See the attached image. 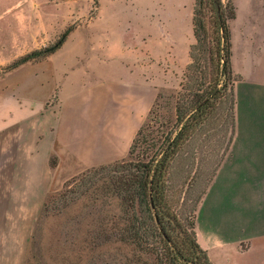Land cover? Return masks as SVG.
Returning <instances> with one entry per match:
<instances>
[{
  "label": "rangeland",
  "instance_id": "374dc122",
  "mask_svg": "<svg viewBox=\"0 0 264 264\" xmlns=\"http://www.w3.org/2000/svg\"><path fill=\"white\" fill-rule=\"evenodd\" d=\"M7 2L8 20L12 21L14 34L11 44L8 27V50L3 52L5 56L1 60L3 63H0V108L8 107V91L15 93L20 88L18 82L9 81L4 75L11 72L15 75L24 73H14L20 64L14 67L11 64L34 49L53 44L67 31L64 41L51 56L57 72L54 79L55 89L46 107L57 103L58 93L78 96V103L82 106L78 117H83L86 124L83 128L78 127V138L80 134L87 137L86 141L94 154L102 149L108 150L110 154L108 157L99 158L101 161L78 163L67 172L60 173L54 185L44 193L40 208L29 214L26 245L24 236H16L14 246L21 255L20 264L112 263L107 257V249L103 246L94 253L80 252L93 239V234H87V231L103 221L102 217L96 218L97 214L87 213L100 207V199L94 198L101 193L93 190V193L70 200L64 208L60 205V209L58 207L57 210L52 209L45 213L43 205L51 195L60 192L64 182L75 174L93 166L125 158L137 127L145 119L158 93L162 95L157 101L158 120L163 118L169 124L168 129H175L174 102L183 104L189 97L188 92L201 88V82L210 72L208 56H214V3L212 0H3L0 8ZM220 2L219 12L221 7L227 13L228 0ZM232 2L235 16L228 20L231 64L233 68L243 66L242 72L236 68L242 76L243 83L240 88H244L245 95L250 96L248 106L253 111V118L262 120L264 115H258L259 104H255L251 96L253 91L264 89V17L261 18L262 14L264 16V0ZM194 12L195 19L197 18L202 27L205 42L195 48V61L190 65L192 58L189 50L195 38L193 20L191 24L189 14ZM173 21L178 23L176 29L171 26ZM251 29H259L263 36L259 46L251 47L247 38ZM188 38L190 43L188 55L185 56L181 52L185 50L184 43ZM242 44L250 47L247 54L242 55ZM51 53L26 63L34 64ZM246 56H249L250 62H246ZM34 66L35 64L33 68ZM26 73L31 72L28 70ZM235 77L239 78L237 75ZM223 79L222 77V81ZM146 80H151V85L155 87L153 97L146 100L143 97H132L130 93L123 96V81L135 83L129 87L141 91ZM43 85L42 90L48 93L49 86L46 83ZM225 96L224 91L213 101L214 106L208 108L211 110L210 114H204L206 118L203 124L195 126L189 140L179 145L172 163L171 202L180 219H186L182 226L175 225L171 229V234L177 241L184 240L185 234H189L187 221L191 208L198 195L206 189L214 169L228 150L231 129L230 101ZM51 162H54L53 166ZM58 163L59 159L52 154L49 158L50 166L53 168ZM62 165L66 163L63 162ZM191 167L194 171L196 169L193 178H189L193 185L187 194L183 192L180 195L185 197L181 204L182 198L179 201L174 190L180 187L186 171ZM186 188L187 183L183 190ZM71 196H76V192L71 193ZM249 215L257 218L254 210ZM19 229L20 227L17 228ZM259 229L258 233L250 231L255 235L252 249L256 253L264 254V227L263 230ZM116 245L118 251L114 264L128 262L131 256L127 255V248L120 243ZM124 255L128 256L127 260ZM232 258L235 259L233 254Z\"/></svg>",
  "mask_w": 264,
  "mask_h": 264
},
{
  "label": "crops",
  "instance_id": "0c3cea01",
  "mask_svg": "<svg viewBox=\"0 0 264 264\" xmlns=\"http://www.w3.org/2000/svg\"><path fill=\"white\" fill-rule=\"evenodd\" d=\"M3 5L0 8V63L5 56L3 52L8 50V27L11 44L14 34L12 21L8 20V2ZM189 15L192 24L193 14ZM171 26L176 29L178 23L173 21ZM248 34L251 47L259 46L263 37L260 30L251 29ZM189 40L181 52L185 56ZM242 46V55L247 54L250 47ZM54 52L34 63L35 68L31 62L17 66L14 73L24 72L20 75L13 72L4 75L9 81L18 82L20 88L15 93L8 91V107L0 108V264H20L21 255L14 246L16 236H24L26 245L29 214L40 208L44 193L61 172L78 163L91 164L110 155L103 149L94 154L87 137L80 134L78 138V127L86 125L85 119L78 117L82 111L78 96L58 93L57 103L46 107L55 89L57 70L51 60ZM246 58L250 62L249 56ZM231 66L233 74L239 77L233 83L234 133L197 206L196 238L213 264H263L264 254L252 249L255 235L250 231L258 233L264 227V119L253 118L248 106L250 96L240 88L243 81L236 68L242 72L243 66ZM150 81H145L141 91L129 87L135 83L123 81L121 92L123 96L130 93L132 97L147 100L155 95ZM45 83L49 86L48 93L42 90ZM251 97L259 104L258 115H264V89L253 91ZM52 154L59 159L53 168L49 164ZM253 210L257 218L250 217L249 212Z\"/></svg>",
  "mask_w": 264,
  "mask_h": 264
},
{
  "label": "trees",
  "instance_id": "16d2710c",
  "mask_svg": "<svg viewBox=\"0 0 264 264\" xmlns=\"http://www.w3.org/2000/svg\"><path fill=\"white\" fill-rule=\"evenodd\" d=\"M213 1V0H212ZM197 2V0H196ZM221 5L220 0H218ZM227 13L220 7V16L215 12L214 22V56L209 55L210 72L201 82V88L188 92L183 104L174 102L173 122L175 129H168L166 121L158 120L157 94L148 109L145 119L139 124L128 147L127 156L110 163L87 168L67 179L62 190L50 196L44 203V213L57 210L61 205L66 207L70 200L85 196L87 193H101L94 199H100V207L88 211V215L97 214L102 217L100 224L94 225L87 231L93 234L89 246L80 249L84 254L94 253L100 247H105L107 257L114 264L117 260L116 244L127 248L129 261L124 264H213L206 251L199 245L195 231V212L204 191L198 195L188 215L189 234L184 240L177 241L171 234L175 225L184 223L173 208L170 187L171 167L177 148L191 137V130L203 124L204 114L211 111L213 101L225 91L229 99L230 135L234 133V93L233 83L236 79L231 66V38L228 20L235 16V6L228 0ZM193 14V36L195 42L190 45L189 56L195 61V48L205 42L202 27ZM67 31L51 45L34 49L15 60L11 66H17L29 60L40 59L55 51L64 41ZM222 77L224 78L222 81ZM220 81L223 83L220 85ZM165 107V106H164ZM167 107V106H166ZM166 111V110H165ZM170 114V110H168ZM164 117V116H163ZM169 123V122H168ZM54 165V162H51ZM189 168L182 179L180 187L175 189L178 200L184 192L187 194L193 182L196 169ZM214 169L210 180L212 179ZM193 172V175L190 173ZM187 183L184 191L183 187ZM210 181L208 182V184ZM206 185V187L208 186ZM76 196H71L75 193ZM70 195V196H69ZM185 197L181 199V204ZM57 202V203H55ZM61 208V209H62ZM60 209V207L58 208ZM59 211V210H58ZM185 232L186 229L182 228ZM127 255L124 257L127 260ZM136 257V259H135ZM109 263V264H112Z\"/></svg>",
  "mask_w": 264,
  "mask_h": 264
},
{
  "label": "water",
  "instance_id": "95a60500",
  "mask_svg": "<svg viewBox=\"0 0 264 264\" xmlns=\"http://www.w3.org/2000/svg\"><path fill=\"white\" fill-rule=\"evenodd\" d=\"M214 3V7H215V11H216V15L219 17L220 16V12H219V4L217 2V0H213Z\"/></svg>",
  "mask_w": 264,
  "mask_h": 264
}]
</instances>
